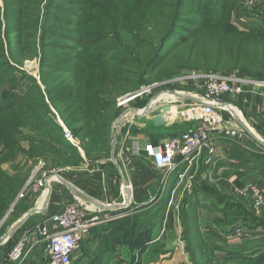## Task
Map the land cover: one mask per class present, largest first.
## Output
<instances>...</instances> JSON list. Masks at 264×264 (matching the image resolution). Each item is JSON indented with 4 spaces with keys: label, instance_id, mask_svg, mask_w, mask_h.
Returning <instances> with one entry per match:
<instances>
[{
    "label": "trees",
    "instance_id": "obj_1",
    "mask_svg": "<svg viewBox=\"0 0 264 264\" xmlns=\"http://www.w3.org/2000/svg\"><path fill=\"white\" fill-rule=\"evenodd\" d=\"M235 1L77 0L75 38L56 26L46 29L45 24L38 47L19 37L23 28L16 30V42L9 49L0 37V222L20 202L21 210H28L25 201L32 195L19 199L17 195L28 179L24 167L32 160L43 158L51 166H63L70 160L79 165L84 159H109L111 125L120 113L118 98L185 68L264 71V27L239 30L230 24ZM12 4L21 6V17L26 14L27 0H12ZM191 16L195 18L189 25L181 24ZM65 39L74 46L62 42ZM42 46L49 48L48 55L71 49L74 60L63 62L61 54L56 62L40 58L42 86L33 84L18 93L15 72L25 76L24 61L36 57ZM41 111L50 118L41 116ZM256 159L264 165V155ZM140 219L134 214L99 224L84 242L105 232L110 244L101 249L129 244L140 252L153 227ZM196 228V223L190 228L186 223V236ZM262 245L251 252L254 261L264 260ZM190 256L191 264L221 263L208 257L200 243L191 244Z\"/></svg>",
    "mask_w": 264,
    "mask_h": 264
},
{
    "label": "crops",
    "instance_id": "obj_2",
    "mask_svg": "<svg viewBox=\"0 0 264 264\" xmlns=\"http://www.w3.org/2000/svg\"><path fill=\"white\" fill-rule=\"evenodd\" d=\"M238 75L252 81L244 84L241 94H227L224 100L235 106L240 118L257 136L264 139V77ZM181 81L182 79H179L174 85L171 84L172 89L195 98L204 92L203 84L199 80L190 78L183 84L180 83ZM183 85L185 88L180 89ZM161 90H163L161 87L154 88L150 93L135 98L125 106L117 107L120 108V113L127 108H142L151 95ZM170 103H173L176 109L163 114L165 119L163 126H155L151 118L152 112ZM195 105L197 104L192 101L162 95L152 103L146 114L142 116H137L134 112L127 114L117 140L122 141V136H125L126 141H129V138H138L143 143L147 141L158 143L178 135L183 130L193 129L198 122L190 120L188 115ZM227 125L234 126L237 123L234 119ZM79 152L83 156L81 149ZM258 155H264V146L249 137L241 141L221 138L216 141V152L208 161H206L207 153L201 152L189 162L170 171L166 182L162 184V172L156 169L148 158L130 155L127 142L120 143L116 148V158L129 182L131 192L129 198L109 159L103 161L101 159L99 164L102 169L93 168L97 160L84 159L81 165L87 168L88 177L98 182L102 181L104 184L106 182L108 189L105 185L102 188L103 192L101 186L94 189L76 181L75 186L105 204L127 203L124 208L108 211L116 220L129 215L130 213L126 212L129 207L141 208L138 215L144 213L146 216L158 219L153 224L150 240L142 251L139 252V249L129 244H120L110 248H98L97 253L104 254L103 259H106V255L110 253L117 255L122 252L134 255L138 252L142 262L147 260V264H191L188 258L191 244L200 243L202 246L205 242L215 241L214 245L223 251H237L250 246L256 249L257 246L264 244V212L256 211L253 198L249 194L242 196L238 190L251 184L260 188L264 194V165L257 161ZM110 167L114 170V178L104 172V168ZM55 180L50 179V184ZM64 204L66 202L57 204L56 210L51 213L59 211ZM179 207L181 210H178ZM170 208H173V213L176 212L177 215L168 222L171 227H167L166 222L171 219L167 215ZM180 212L182 217H179ZM193 222L197 225L196 232L188 237L186 223L190 228ZM164 231L167 232L166 236L162 234ZM18 233L19 231L16 235ZM31 235L34 236L33 240L37 239V235L32 232L29 240ZM94 239H107L106 233L97 232ZM116 260L114 258L112 263L111 260L109 263L115 264Z\"/></svg>",
    "mask_w": 264,
    "mask_h": 264
},
{
    "label": "rangeland",
    "instance_id": "obj_3",
    "mask_svg": "<svg viewBox=\"0 0 264 264\" xmlns=\"http://www.w3.org/2000/svg\"><path fill=\"white\" fill-rule=\"evenodd\" d=\"M76 1L77 0H27L28 10L26 14L23 13V17H21L20 13H22L21 12L22 8L20 5L12 4V0H6V1L0 0V37L2 39L1 42L3 47L5 49H9L10 46L14 47V44L16 42V37L18 34L16 33V30L19 28H23L22 32L19 34V37L24 41L35 42V44L38 47L40 44L39 34H40V30H42L44 27L43 24L46 25V29L48 28L50 30H52L55 26L61 28L62 33L69 34L70 36L75 38V20H77V18L75 17V12L78 8V4L75 3ZM249 1L250 0H237L233 4V10L230 14L229 21L230 24L237 27L239 30H244L253 26L264 27V0H253L252 3H249ZM186 18L187 19L182 20L181 24L189 25L190 21L195 17L191 16ZM28 27L30 29H28ZM46 34H48L47 36L50 35L49 32ZM5 36H10L11 39L8 40L6 39ZM62 42L73 45V43H71L67 39L63 40ZM41 49L38 48V54L36 57H34L32 60H26L23 63L22 68L24 69L25 74L28 76V79L25 77L26 75L24 76V74L22 73L19 74L15 72V74L18 76L15 79V84H16L15 86H19L18 93H21L23 89H27L33 84H38L39 86H42V82L38 75L40 58L50 60L51 62H56L61 60V57H56L57 55L61 54L64 59L63 62H65V60H74L73 58L75 54L71 49L53 55H48V53L51 51L46 46H42ZM204 72L224 73L223 71L214 72L205 69L185 68L172 73V75L170 74L164 80L154 81L151 83H147L143 86H147L152 83L158 82V83H162V86H160L161 89L173 90L171 84L174 85V83H177V80L175 79L181 78L182 81L180 83L183 84V82H188V79H190V76L192 74H199ZM227 73L249 74L251 76H254L255 78L264 77V71H259V70L249 73H238L237 71H229ZM182 88H185V85L180 87V89ZM136 104H140V103L136 102ZM170 104L174 105L173 103ZM52 110L55 112L54 109ZM41 116L49 117L45 111H41ZM57 121L65 130L66 128L62 123V121L59 118H57ZM71 141L74 145L77 144L75 143V140L73 138ZM101 159L102 161L106 160L105 158L97 159V161L93 164L94 169L97 168L102 169L100 167L101 164H99ZM40 161L41 163L45 164L44 167L47 175L58 174L64 179L70 181L73 185H75V181H76V183L81 182L86 184L85 187L91 186L94 189H98L99 186H101V189L105 185H106L105 187L108 186L106 182L104 184V182L102 181L98 182L95 179L88 177L89 175L87 174V168L81 164L79 165L75 164L74 160H70L69 165L51 166L48 162L45 161V159L37 158L35 160H32L24 167V171H25L24 179L29 177L31 171L33 170L34 165L39 163ZM104 172L106 173L107 176L114 178L113 177L115 175L114 170L111 167L104 168ZM43 192L41 190L38 195L32 196V198L31 197L27 198L25 204L28 206V209L30 207L35 206L36 201L39 199V197L42 195ZM78 201L80 203H83L81 200L74 197L72 193H70L57 179L54 182H52L50 203H48L47 209L45 210V212L34 214L28 220V222L19 230V233L17 235L15 234L3 246L0 247V264H42L44 262L43 252H42L43 246L40 243H37L38 237L37 239L33 240L34 234L31 235L30 240H27V243H25V247H24L25 251L23 250V253L19 260H17L16 262H9L7 261V256L10 253V250L17 244V242H19L21 237L24 236L26 238V236L32 234L33 226L36 223L42 222L45 219H47L50 213L56 210L57 204L63 202L69 204ZM22 203L20 202V205L14 207L16 209L11 207V209H9L7 213L4 215V220L2 219L3 221L0 226V239L8 231L10 226L24 214L25 210H21V208H23ZM140 209L141 208L139 207H129L126 210V212L130 213L129 216L130 215L132 216L134 214L138 215ZM178 210H181V208L179 207ZM167 215L171 219L167 220L166 226L171 227V225H169L168 222L172 220L173 216L177 215V213L176 212L173 213V208H170ZM179 217H182L181 212L179 214ZM140 218H141L140 220H142L143 223L149 225L150 224L153 225L158 221L156 217L152 218L151 216L144 215V213L143 215H140ZM138 224L139 223L137 222L136 223L137 227ZM166 233L167 232L164 231L162 234L166 236ZM218 243L220 244V242ZM109 244H110L109 241L107 240L106 242V239H102V240L88 239L86 242H84L83 245H81L80 250L75 255L72 264H100V263L110 264L109 261L111 260L112 263L114 258L117 259L115 264H147L146 262L147 260L142 262L140 254H137L138 252H136L134 255L127 253L124 254L122 252H120V254L117 255L110 253V255H106L105 257L106 259H103L105 255L104 254L102 255L101 253H97L96 249L98 248L101 249L102 247L105 246L107 247ZM214 244L215 241H209L203 243L201 247H203L205 253L209 255L208 257L215 258V260L221 262L220 264H230V263L231 264H235V263L264 264V260L254 261V259H252V257L250 256L251 252L260 250L263 245L257 247L258 249L257 248L255 249L253 246H250V247H243L238 249L237 251H230V252H227V250L223 251L222 249H219V253H217V248H216L217 246H215ZM222 244L224 245L225 243ZM214 250H216L217 254L214 252ZM188 258L191 262L190 255L188 256Z\"/></svg>",
    "mask_w": 264,
    "mask_h": 264
},
{
    "label": "built area",
    "instance_id": "obj_4",
    "mask_svg": "<svg viewBox=\"0 0 264 264\" xmlns=\"http://www.w3.org/2000/svg\"><path fill=\"white\" fill-rule=\"evenodd\" d=\"M252 1L250 0L249 3ZM190 78L201 81L204 88V92L197 96L203 101V104L195 105L188 115L190 120L198 122L195 128L183 130L178 135L158 143L150 141L143 143L138 138H129L130 140L126 141L125 136H122L121 144L127 142V150L130 155L148 158L154 167L162 172V184L166 182L170 171L189 162L191 158L201 152L207 153L206 161H208L210 156L216 152L218 139L227 138L241 141L248 137L239 126L227 125L234 121V117L223 102H226L224 96L227 94H241L244 84L252 80L238 74L213 72L192 74ZM160 86L162 83L158 82L143 86L131 94L118 98L117 106H124ZM66 137L69 141L72 140L68 134ZM46 176L44 164L41 161L35 164L17 198H23L28 194L35 196L41 190L45 191L44 178ZM238 193L242 196L249 194L253 198L255 210L264 212V194L260 188L250 184L239 188ZM113 219L115 216H112L108 211L89 204L79 201L64 204L59 211L51 213L47 219L33 226V232L38 237L37 243L43 246L44 264H72L75 255L79 252L82 243L89 237L91 230L95 226ZM27 240H29V236L21 237L10 250L7 261L16 262L20 259Z\"/></svg>",
    "mask_w": 264,
    "mask_h": 264
},
{
    "label": "water",
    "instance_id": "obj_5",
    "mask_svg": "<svg viewBox=\"0 0 264 264\" xmlns=\"http://www.w3.org/2000/svg\"><path fill=\"white\" fill-rule=\"evenodd\" d=\"M162 95H168L172 96L176 99L179 100H187V101H192L195 104H203V101L199 98H195L191 95L184 94L180 91L177 90H161L153 95H151L148 98V101L142 108H127L123 112H121L113 121L111 125V142H110V149H109V162L111 165L114 166V168L117 171L118 177L121 180V183L123 185L124 191L126 192L127 197L131 195L130 189H129V182L125 176V173L123 172V169L118 162L116 158V148L117 145L120 144L122 141L117 140V135L120 133L121 127L124 122V117L131 113L134 112L135 115L137 116H142L146 114L149 109L151 108V105L154 101H156L159 97ZM231 111L232 116L234 117L237 125L245 131V133L248 135L249 138H251L253 141L257 142L258 144H261L264 146V139L257 136L255 132L252 130V128L242 119L240 116L237 114V110L235 106H232V104L228 102H223ZM176 109L175 105L171 104H165L161 106L159 109L155 110L151 114L152 121L155 126H163L165 124V119L163 114L168 113ZM52 176H55V178L70 192L74 197L77 199L83 201L84 203H88L94 207H97L99 209L105 210V211H113V210H118L121 208H124L127 206V203H122V204H105L90 195L86 194L79 188H77L75 185H73L71 182L67 181L63 177H61L58 174H49L44 178V186L46 190V194L44 197V200L42 204L39 207L33 206L30 207L24 214L16 221L14 222L8 231L1 237L0 239V247L3 246L10 238H12L27 222L28 220L37 213H42L45 212L47 209L50 196H51V184H50V179ZM11 209V208H10ZM4 219V218H3Z\"/></svg>",
    "mask_w": 264,
    "mask_h": 264
},
{
    "label": "bare ground",
    "instance_id": "obj_6",
    "mask_svg": "<svg viewBox=\"0 0 264 264\" xmlns=\"http://www.w3.org/2000/svg\"><path fill=\"white\" fill-rule=\"evenodd\" d=\"M52 178L53 179H56L55 178V176H52ZM51 178V179H52ZM45 194H46V190L43 192V194L39 197V199H38V201L35 203V206L36 207H39L41 204H42V202H43V200H44V197H45ZM83 202V201H82ZM84 203V202H83ZM84 204H88V203H84ZM90 205V204H89ZM92 206V205H91Z\"/></svg>",
    "mask_w": 264,
    "mask_h": 264
}]
</instances>
